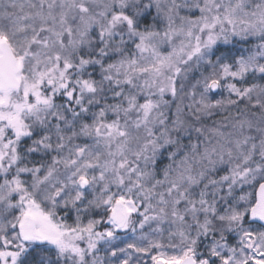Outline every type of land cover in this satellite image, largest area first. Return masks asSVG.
<instances>
[{
  "label": "snow or ice",
  "instance_id": "snow-or-ice-1",
  "mask_svg": "<svg viewBox=\"0 0 264 264\" xmlns=\"http://www.w3.org/2000/svg\"><path fill=\"white\" fill-rule=\"evenodd\" d=\"M0 264H264V0H0Z\"/></svg>",
  "mask_w": 264,
  "mask_h": 264
}]
</instances>
